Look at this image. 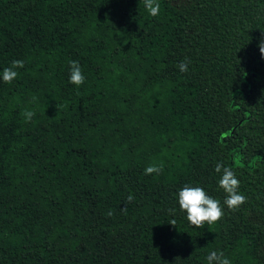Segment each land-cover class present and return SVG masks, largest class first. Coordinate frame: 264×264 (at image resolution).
Instances as JSON below:
<instances>
[{
	"label": "trees",
	"instance_id": "1",
	"mask_svg": "<svg viewBox=\"0 0 264 264\" xmlns=\"http://www.w3.org/2000/svg\"><path fill=\"white\" fill-rule=\"evenodd\" d=\"M157 2L0 0V73L25 62L0 78V264H264V0ZM218 162L247 202L196 228L178 193L223 204Z\"/></svg>",
	"mask_w": 264,
	"mask_h": 264
},
{
	"label": "clouds",
	"instance_id": "2",
	"mask_svg": "<svg viewBox=\"0 0 264 264\" xmlns=\"http://www.w3.org/2000/svg\"><path fill=\"white\" fill-rule=\"evenodd\" d=\"M144 6L151 17H157L160 14L161 5L157 0H144ZM259 50L262 58H264V38L259 42ZM24 61L15 59L11 61L10 66L4 67L0 78L6 84H11L19 75L17 69L24 67ZM190 60H182L177 67L180 72L184 73L188 71V65ZM69 82L76 85L77 88L84 84L85 76L83 74L80 63L76 60L69 61ZM35 100V97H33ZM25 121L30 122L35 116V112L30 109H25L22 113ZM163 162L159 164H151L144 169L145 175H151L153 173L159 175L163 171ZM215 172L220 174L218 185L219 188L225 193L223 204L219 199L210 196L203 187L191 186L185 184L178 193V204L182 212L187 214L188 222L196 228H203L205 223L211 225L219 222L224 216V206L229 211H238L241 205L247 202V197L239 191L240 180L237 178L235 171L223 163L218 162L215 166ZM135 197L132 194L127 196L125 207L122 209L127 212V203H131ZM170 213H174L175 209H169ZM107 216H112L113 212L109 210L106 213ZM175 220L173 219L170 224L175 226ZM207 264H232L224 252L210 251L206 256Z\"/></svg>",
	"mask_w": 264,
	"mask_h": 264
},
{
	"label": "rangeland",
	"instance_id": "3",
	"mask_svg": "<svg viewBox=\"0 0 264 264\" xmlns=\"http://www.w3.org/2000/svg\"><path fill=\"white\" fill-rule=\"evenodd\" d=\"M173 2H183V0H173Z\"/></svg>",
	"mask_w": 264,
	"mask_h": 264
}]
</instances>
